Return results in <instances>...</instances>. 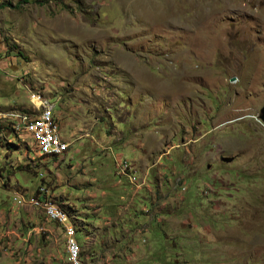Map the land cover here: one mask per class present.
Masks as SVG:
<instances>
[{
  "label": "rangeland",
  "instance_id": "obj_1",
  "mask_svg": "<svg viewBox=\"0 0 264 264\" xmlns=\"http://www.w3.org/2000/svg\"><path fill=\"white\" fill-rule=\"evenodd\" d=\"M263 105L264 0H0V264H264Z\"/></svg>",
  "mask_w": 264,
  "mask_h": 264
},
{
  "label": "built area",
  "instance_id": "obj_2",
  "mask_svg": "<svg viewBox=\"0 0 264 264\" xmlns=\"http://www.w3.org/2000/svg\"><path fill=\"white\" fill-rule=\"evenodd\" d=\"M29 97L32 103L30 106V109L35 111V118H32V123H25V116H23V110L13 111V112L7 113L6 115L9 116V114L11 113H21V121L17 122L21 129V135L29 136L33 140L35 148H37L38 152L42 150L57 149L56 144L52 143V131L57 129V125H55V114H56L55 108H56L58 100L55 102H46V100L38 99L36 98V96L31 95V94ZM43 175L44 174H42V176ZM40 188H46V187L42 186ZM19 197H23L25 199H30V200H40V205H45L48 207L55 206V205L49 204L46 198H40L38 196H32L30 198L26 196H19ZM62 221L65 222L63 218H62ZM75 245L76 243L73 241L72 246L69 247V250H68L69 261L71 264H76L75 263Z\"/></svg>",
  "mask_w": 264,
  "mask_h": 264
},
{
  "label": "bare ground",
  "instance_id": "obj_3",
  "mask_svg": "<svg viewBox=\"0 0 264 264\" xmlns=\"http://www.w3.org/2000/svg\"><path fill=\"white\" fill-rule=\"evenodd\" d=\"M57 133H58V127H57V129L52 131V143L56 144L57 149L46 150L50 154H61L64 151V144H63L62 140L59 138V135ZM40 192L43 195H48V190H46L44 192L40 190ZM34 201L37 202V205L38 204L40 205V200H34ZM47 202H49V204H51V205H55V206H50V207L45 206V205H40V206H45V209H47L48 217L50 219H53L54 221L60 223L61 225H63L66 228L67 234H70V235L73 234L74 230H76V229L73 226V224L71 223L72 221L69 218L70 216H68L69 213L67 214L66 211L63 210L59 205H57V203H55L53 200H47ZM56 213H58V214H56ZM62 218L65 220V222L62 221ZM66 225H67V227H66ZM75 239H73L70 236V240H68V250H69V247L72 246V242L74 241L76 243V245H75V263L79 264L80 263V248H79V244H78L79 241L77 242V240L75 241Z\"/></svg>",
  "mask_w": 264,
  "mask_h": 264
},
{
  "label": "trees",
  "instance_id": "obj_4",
  "mask_svg": "<svg viewBox=\"0 0 264 264\" xmlns=\"http://www.w3.org/2000/svg\"><path fill=\"white\" fill-rule=\"evenodd\" d=\"M21 110H23V111H27V112H29V113H31L32 114V112L30 111V110H27L26 108L25 109H21ZM55 116H56V114H55ZM57 118H58V116H56ZM57 118H55V122H58L57 121ZM18 121H20V119H18V118H16L15 120H14V122L12 123V124H10V126H9V129L13 132V133H17V131H16V129L13 127V125H14V123H17ZM2 129H3V127H2ZM6 130H8V128L6 127ZM46 155V154H45ZM45 155H42V157H46ZM51 157V156H50ZM54 157H57V156H53V158ZM42 174L43 173H41L40 175H41V184L38 186V188H37V190H36V194H34L33 196H38V197H44V195L43 194H41V192H40V187H42V186H44V187H46L47 189H48V191H49V188H48V181H46L45 180V178L42 176ZM48 194L50 195V193L48 192ZM61 207V206H60ZM62 208V207H61ZM63 209V208H62Z\"/></svg>",
  "mask_w": 264,
  "mask_h": 264
},
{
  "label": "water",
  "instance_id": "obj_5",
  "mask_svg": "<svg viewBox=\"0 0 264 264\" xmlns=\"http://www.w3.org/2000/svg\"><path fill=\"white\" fill-rule=\"evenodd\" d=\"M236 78L234 77L232 80H235ZM260 119L262 120V122L264 123V105L261 108L260 114H259Z\"/></svg>",
  "mask_w": 264,
  "mask_h": 264
},
{
  "label": "crops",
  "instance_id": "obj_6",
  "mask_svg": "<svg viewBox=\"0 0 264 264\" xmlns=\"http://www.w3.org/2000/svg\"><path fill=\"white\" fill-rule=\"evenodd\" d=\"M39 154H40V156H42L41 153H39Z\"/></svg>",
  "mask_w": 264,
  "mask_h": 264
},
{
  "label": "clouds",
  "instance_id": "obj_7",
  "mask_svg": "<svg viewBox=\"0 0 264 264\" xmlns=\"http://www.w3.org/2000/svg\"><path fill=\"white\" fill-rule=\"evenodd\" d=\"M234 81V80H233ZM260 118V117H259ZM261 120V119H260ZM262 121V120H261Z\"/></svg>",
  "mask_w": 264,
  "mask_h": 264
}]
</instances>
